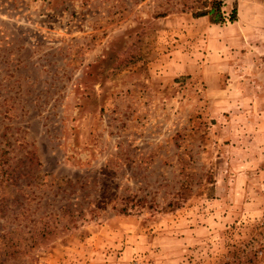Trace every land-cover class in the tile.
Instances as JSON below:
<instances>
[{
  "label": "rangeland",
  "instance_id": "1",
  "mask_svg": "<svg viewBox=\"0 0 264 264\" xmlns=\"http://www.w3.org/2000/svg\"><path fill=\"white\" fill-rule=\"evenodd\" d=\"M212 1L0 0V264H264V0Z\"/></svg>",
  "mask_w": 264,
  "mask_h": 264
},
{
  "label": "trees",
  "instance_id": "2",
  "mask_svg": "<svg viewBox=\"0 0 264 264\" xmlns=\"http://www.w3.org/2000/svg\"><path fill=\"white\" fill-rule=\"evenodd\" d=\"M221 1L213 0L212 1V7L209 11H203L198 14V16L209 14L210 20L212 23H224L225 22V16L221 11ZM236 19L235 16V8L233 9V12L229 16L230 21H234Z\"/></svg>",
  "mask_w": 264,
  "mask_h": 264
}]
</instances>
